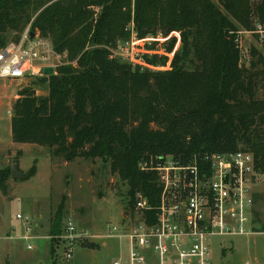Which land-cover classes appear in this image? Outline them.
Segmentation results:
<instances>
[{
    "label": "trees",
    "instance_id": "1",
    "mask_svg": "<svg viewBox=\"0 0 264 264\" xmlns=\"http://www.w3.org/2000/svg\"><path fill=\"white\" fill-rule=\"evenodd\" d=\"M264 25V0H0V48L29 27L65 53L50 75L20 87L11 108V140L47 149L51 157L106 159L125 181L127 211L136 193L155 205L156 172L139 163L160 156L247 150L254 178L264 180V56L255 48L246 67L237 32ZM152 70L114 55L120 43L154 39L165 54L145 55ZM157 38H164L159 42ZM264 50V37L261 39ZM46 84L45 95L32 85ZM35 166L27 172L34 175ZM10 166L0 169L7 192ZM24 178V179H25ZM58 207L49 234L61 231ZM253 229L256 227L253 224Z\"/></svg>",
    "mask_w": 264,
    "mask_h": 264
},
{
    "label": "rangeland",
    "instance_id": "2",
    "mask_svg": "<svg viewBox=\"0 0 264 264\" xmlns=\"http://www.w3.org/2000/svg\"><path fill=\"white\" fill-rule=\"evenodd\" d=\"M239 32L241 50L240 63L246 67L252 60L250 49L255 48L264 56L261 37L249 31ZM177 40L164 67L150 66L143 60L145 55L165 54L161 46L157 51L149 50L154 39L146 38L120 43L113 53L120 59L139 64L152 70L166 69L173 52L180 47V37L173 32ZM163 42L164 38H157ZM14 43L8 40L6 45ZM30 80L0 79V145L10 143L9 114L10 99L17 89L26 87ZM46 84L35 82L32 87L36 94L45 95ZM257 96L263 98L261 89ZM14 151L13 157L0 162V169L13 163L21 172L27 173L35 166L34 175L25 179H8L7 192L0 191V264H113L118 258H125L128 242L124 238H108L106 246L100 239L87 241V246L72 247V258L63 259L64 242L57 235L49 234L51 220L58 207L62 205L61 225L65 219H71L79 228L91 234H102L108 226H122L124 211H127L128 186L110 172L106 159L78 158L65 162L61 158L51 157L47 149L40 146L24 147ZM3 149L0 150V153ZM252 193L254 206L251 220L257 232L237 237L214 238L212 240L211 264H264V180L261 176L253 180ZM33 216V231L36 239L24 240L23 227L16 214ZM128 213H125V218ZM20 226V227H18ZM49 237V238H48ZM92 240V239H91ZM221 243V245H220ZM27 245L31 248L27 249ZM223 246V247H221Z\"/></svg>",
    "mask_w": 264,
    "mask_h": 264
},
{
    "label": "built area",
    "instance_id": "3",
    "mask_svg": "<svg viewBox=\"0 0 264 264\" xmlns=\"http://www.w3.org/2000/svg\"><path fill=\"white\" fill-rule=\"evenodd\" d=\"M239 32L235 41L240 50ZM249 32L262 39L264 25L256 22ZM30 33L27 27L17 42L0 48V79L40 78L46 76L45 68L54 70L66 63L65 53L57 52L50 38L38 32L31 38ZM139 168L156 172V204L136 193L123 225L108 226L102 234H91L65 219L57 236L65 243L66 262L72 258L74 245L97 239L105 244L106 239L118 237L127 240L128 251L113 264H211L214 238L257 232L251 220L255 175L251 152L212 153L187 161L166 155L149 164L141 162ZM16 219L24 230L22 239L39 237L32 228L33 216L17 213Z\"/></svg>",
    "mask_w": 264,
    "mask_h": 264
},
{
    "label": "crops",
    "instance_id": "4",
    "mask_svg": "<svg viewBox=\"0 0 264 264\" xmlns=\"http://www.w3.org/2000/svg\"><path fill=\"white\" fill-rule=\"evenodd\" d=\"M25 80V79H24ZM27 80H32V79H27ZM18 90H19V88L17 89V92H16V94L10 99V112H7L8 114H9V133H10V143L9 144H7V145H3V146H1L0 145V150L1 149H3V152L2 153H0V162H1V160H4V159H10V157H13V155H14V153L15 152H13V150L14 151H20V150H22L23 148H22V146H17L16 144H22V143H13L12 142V140H11V128H10V119H11V108H12V104H13V102L16 100V98L18 97ZM23 145H25L24 147H29L28 145H30V146H33V147H35L34 145H31V144H23ZM11 179V178H10ZM102 246H106V243L105 244H101Z\"/></svg>",
    "mask_w": 264,
    "mask_h": 264
},
{
    "label": "water",
    "instance_id": "5",
    "mask_svg": "<svg viewBox=\"0 0 264 264\" xmlns=\"http://www.w3.org/2000/svg\"><path fill=\"white\" fill-rule=\"evenodd\" d=\"M34 36V33L31 32L30 33V37L32 38ZM53 72V69L51 67H47L44 69V74L45 75H50ZM27 176V173L25 172H21L18 169V165L16 163H13L10 165V178L12 180L14 179H24ZM125 213H128V211H124L123 213V217L125 218ZM86 244L85 243H81L80 247H85Z\"/></svg>",
    "mask_w": 264,
    "mask_h": 264
}]
</instances>
